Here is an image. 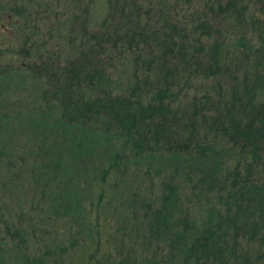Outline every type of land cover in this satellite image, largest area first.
<instances>
[{"label":"rangeland","instance_id":"1","mask_svg":"<svg viewBox=\"0 0 264 264\" xmlns=\"http://www.w3.org/2000/svg\"><path fill=\"white\" fill-rule=\"evenodd\" d=\"M230 1H235L239 19L228 12L218 15L219 4L223 8ZM172 24L176 45L168 46L171 53L154 49L153 39L162 40ZM101 31H107L106 41L98 39ZM197 38L222 46L230 76L206 78L194 67L182 69L184 59L192 55L191 46L198 49L201 44ZM178 42L187 53L177 59ZM244 52L257 59L262 54L264 60V0H0V87L7 83L0 88V264H128L146 256L152 260L153 255L159 263L167 257L163 246L145 250L142 239L146 226L139 202H151L161 194L163 178L154 175L157 163L139 165L135 172L134 166L125 168L121 160L122 176L111 172L104 184L99 174L92 185L77 184L84 196L80 215L91 235L79 234L80 227L73 229L64 217L51 215L50 192L54 196L58 184L38 183L34 175H41L38 168L43 161L45 168L53 169L65 162L76 152L78 139L59 130L53 133L47 120L32 112H41L51 98L50 62L84 61L89 70L103 68L114 94L135 91L143 94L145 102L157 90L169 88L165 72H177L167 93L173 95L174 110L190 113L193 100H214L219 93L228 99L229 87L235 83L232 76L251 75L243 64ZM153 54L156 59L148 64ZM232 59L241 63L232 67ZM171 63L179 66L176 71ZM187 186L181 207L190 218L200 220L203 196ZM59 195L72 196L68 186H62ZM62 248L65 252L60 253ZM245 250L251 261L261 251L257 245Z\"/></svg>","mask_w":264,"mask_h":264},{"label":"trees","instance_id":"2","mask_svg":"<svg viewBox=\"0 0 264 264\" xmlns=\"http://www.w3.org/2000/svg\"><path fill=\"white\" fill-rule=\"evenodd\" d=\"M221 5L218 15L228 12L229 16L239 19V13L234 10L235 1L227 2L223 8ZM17 13L20 15L21 11L18 9ZM175 29L173 24L169 25L170 32H166L162 40L160 36H153V48L161 47L165 53H171V46L176 45V36L172 34ZM101 34L98 39L103 37L106 41L107 31ZM97 35L94 33L95 38ZM196 42L201 43H198L199 50L191 46L192 55L184 59L186 68L182 69L187 71L194 67L206 78L230 76L231 71L226 69L227 56L221 54L222 46L207 45L200 38ZM185 47L178 42L174 53L177 59L186 55ZM247 55L248 52H244V56ZM262 56L258 54V59L247 56L243 64L251 75L242 72L241 77L232 76L235 83L229 87L228 99L219 93L214 100L212 97L193 100L188 108H191L190 113L174 110L173 95L167 93L177 72L173 75L165 72L163 77H168L169 88L157 90L145 102L143 94L135 91L129 95L114 94L110 87L112 81L105 70L102 72L103 68L89 70L84 61L74 60L65 65L50 62L48 107L32 112L44 117L53 133L59 130L66 137L78 139L76 152L67 155L65 162H58L53 169L45 168L43 161L38 168L41 175H34L38 183L58 184L57 192H52L55 195L50 192L51 215L64 217L73 229L80 227L79 234L91 235L90 227L80 215L79 204L84 196L77 184L92 185L91 181L95 183L99 174L104 184L105 176L111 172L122 176L119 175L121 160L125 168L134 166L135 172L139 165L151 167L152 163H157L154 175L163 178L161 194L151 202L143 199L139 202L146 226V236L142 239L146 242L145 250L157 245L156 251L163 246L167 259L156 263L153 255L152 260L146 256L128 264H264ZM155 59L156 54H153L147 63ZM234 60L229 63L232 67L241 63ZM163 62L165 60L159 63L161 67ZM178 67L171 63L174 71ZM6 86L7 83L2 87ZM90 91L97 93L89 95ZM186 184L191 193L197 190L203 196L205 203L199 210L200 220L190 218L188 210L181 207L182 195L185 193V199L188 195ZM62 186H68L71 198L56 197ZM60 200L68 205L57 203ZM76 200L79 203L75 205ZM256 245L261 251L258 250L260 253L251 261L245 249ZM59 252L65 250L62 248ZM46 254L54 255L53 252Z\"/></svg>","mask_w":264,"mask_h":264}]
</instances>
